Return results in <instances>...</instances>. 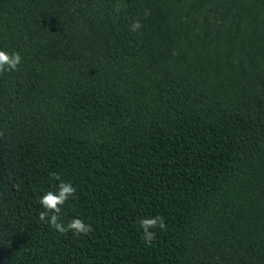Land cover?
Returning a JSON list of instances; mask_svg holds the SVG:
<instances>
[{"label":"trees","instance_id":"1","mask_svg":"<svg viewBox=\"0 0 264 264\" xmlns=\"http://www.w3.org/2000/svg\"><path fill=\"white\" fill-rule=\"evenodd\" d=\"M0 49V264H264V0H0Z\"/></svg>","mask_w":264,"mask_h":264},{"label":"clouds","instance_id":"2","mask_svg":"<svg viewBox=\"0 0 264 264\" xmlns=\"http://www.w3.org/2000/svg\"><path fill=\"white\" fill-rule=\"evenodd\" d=\"M123 5L117 3L114 10L119 13ZM142 27L139 20H135L130 25V31L137 32ZM22 63V57L19 52H8L5 49H0V75L17 71ZM0 136L3 132L0 131ZM53 180L58 181L53 186L52 190L44 192L38 199L37 203L43 208L40 211L38 218L42 223H46L50 228L54 229L60 234H67L72 232L76 236H87L93 229L91 224L79 217H73L66 224L62 219V206L74 198L76 195V188L72 182L61 179L57 173H50ZM139 226L143 231L142 240L148 246H152L153 241L156 240V234L150 229L159 228L161 231H166L167 226L162 216H155L151 218L139 219Z\"/></svg>","mask_w":264,"mask_h":264}]
</instances>
